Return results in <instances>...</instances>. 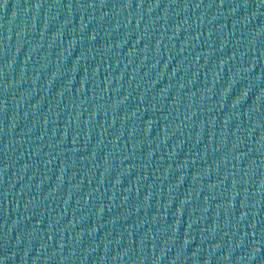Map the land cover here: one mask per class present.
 Listing matches in <instances>:
<instances>
[{"label":"water","instance_id":"water-1","mask_svg":"<svg viewBox=\"0 0 264 264\" xmlns=\"http://www.w3.org/2000/svg\"><path fill=\"white\" fill-rule=\"evenodd\" d=\"M0 264H264V0H0Z\"/></svg>","mask_w":264,"mask_h":264}]
</instances>
